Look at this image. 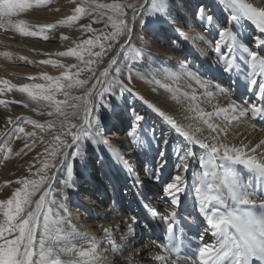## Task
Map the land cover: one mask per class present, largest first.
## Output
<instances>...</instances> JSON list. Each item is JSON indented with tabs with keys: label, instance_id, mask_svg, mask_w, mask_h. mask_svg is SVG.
Masks as SVG:
<instances>
[{
	"label": "snow or ice",
	"instance_id": "6c2138e0",
	"mask_svg": "<svg viewBox=\"0 0 264 264\" xmlns=\"http://www.w3.org/2000/svg\"><path fill=\"white\" fill-rule=\"evenodd\" d=\"M45 3L47 0H36L35 6ZM31 7L29 0H0V27L14 26L21 35L36 37L38 32L23 27L24 20L12 19ZM185 11L191 12L209 36L204 43L214 52L216 60L208 71L227 74L236 88L244 90L247 99L237 101L230 97L226 106L213 104L218 95H229L228 91L183 62L174 72L141 71L148 67L142 51L147 40L141 37V47L133 45L135 24L139 22L142 29L171 26L179 32L180 21L187 24L182 15ZM92 13L96 14L93 20L96 24L107 17L104 27L80 25L82 32L93 35L56 53L75 57L78 64L67 67L60 64L65 71L57 77L41 74L40 78L49 82L46 84L18 86L0 79V94L13 89L26 93L35 105L33 112L49 109L47 116L51 117L43 123L30 117L15 120L8 117L7 125L11 127L6 125L0 130L3 161L13 155H27L24 150L31 152L37 142L43 144V151L35 157L40 166L34 172L30 166L28 177L14 181L20 186L7 198L0 199V264H101L99 241L78 230L67 214L66 200L70 197L66 190L77 194L79 174L92 166L89 142L107 148L117 170L124 175L119 188L125 195L139 197L129 205L130 215L115 229L103 227L105 242L114 254L111 264H135V257L143 255L129 251L127 257L117 258L135 243L141 222L150 230L164 226L163 239L152 241L159 249L151 256L152 264H264V151H261L264 139L255 145L228 143L226 139L228 127L234 122L249 115L253 120L264 121V6H254L249 0H211L210 4L204 0H113L111 3L80 0L73 14L57 23L71 26ZM249 25L255 30H250ZM54 27L55 24L40 25L41 32ZM200 39L203 41V37ZM105 57L108 59L103 66ZM69 68L75 71L69 72ZM147 76L151 78L146 79ZM135 79L154 85L153 92L162 88L171 93V99L182 106L187 123L178 122L157 103L145 98L135 88ZM74 89L81 94L73 95ZM58 95L63 99H57ZM129 99L142 102L182 138L173 148L175 163L170 167L168 136L162 132L157 135L155 127H146V114L131 112L127 136L145 159L143 171L147 181L141 179L139 168L129 158L103 138L104 130ZM0 104L7 106L4 100ZM203 105H211L212 110L206 111ZM24 107L28 108L29 104L24 103ZM221 117L222 122L217 123ZM21 120L22 124L17 123ZM23 125L47 133L48 138L38 136L35 130L26 131ZM251 127L255 129L256 124ZM21 138L25 139L23 148L14 152L11 145ZM192 161L199 163L201 171L193 169V179L189 182L187 173ZM95 163L101 169L107 166L103 152ZM148 181L162 189L163 203L167 205L163 211L147 200L144 189ZM109 182L113 191H118L111 176ZM12 183L4 181L5 185ZM190 199L192 212L188 215L192 216L193 224L206 222L207 227L193 237L197 241L196 250L188 253L183 229L191 225L185 224L181 213L188 212ZM121 224L126 227L122 229ZM113 231L120 232L119 243L113 238ZM209 233L211 242L207 238Z\"/></svg>",
	"mask_w": 264,
	"mask_h": 264
},
{
	"label": "bare ground",
	"instance_id": "6f19581e",
	"mask_svg": "<svg viewBox=\"0 0 264 264\" xmlns=\"http://www.w3.org/2000/svg\"><path fill=\"white\" fill-rule=\"evenodd\" d=\"M71 1L72 0H47V3L40 7H36V0H29V2L33 4V7L27 9L25 12L18 13L17 16L12 19L14 21L24 20L25 25H23V27L28 31L38 32L39 34L36 37L21 35L14 26L0 27V79H7L18 86L33 83L46 84L49 82L41 79V74L46 73L49 76L57 77L65 71V68L59 66L60 64L66 67L70 64H78L75 57H61L56 55L58 52L66 51L69 47H74L81 39L89 37L87 33L82 32L80 24H78L77 21L73 22L71 26H64L57 23L59 20L73 14L76 3H74L75 0ZM111 2H113V0L107 1V3ZM178 2H182V0H178ZM204 2L210 4L211 0H204ZM249 2H252L254 6H264L261 5V0H249ZM182 15L187 20V24H185L184 20H181V30L179 32L171 26L142 29L139 22L135 24V35L132 38L133 45L141 47V37H145L147 40V44L142 46V51L144 63H146L148 67L142 68L141 71L156 72L160 69H164L165 71L174 72L177 71L180 62H183L189 65L194 71L199 69L205 74L206 78H211V82L214 85L219 84L228 91L229 95H218L212 101L213 104L219 103L220 106H226L230 97H234L237 101L247 99V94L244 93L243 89L236 88L235 85L226 81L227 77H229L227 74L222 71H208L213 63V58H210L209 55L212 56V54H214L210 47L204 43V41L209 40V36L204 32L198 21L190 12L185 11ZM106 21L107 17L104 18L103 22L96 25L98 26L97 29L103 28ZM46 24H55L56 27L53 29H44L43 32H41L40 25ZM96 26L94 28H96ZM249 28L252 31L255 30L252 25H249ZM44 36H46L47 39L42 38ZM62 37H67V39H63ZM200 37H203V41ZM249 43L251 44V41H249ZM5 52L9 53V55H2V53ZM21 57L25 59H21ZM43 60L58 61L59 63L56 65L43 64L41 63ZM106 63L107 60H104L103 66H106ZM68 71L73 72L75 69L69 68ZM28 77H33L34 79L29 80ZM150 78V76L146 77V79ZM134 85L145 98L157 103L162 110L173 115L178 122L187 123L183 119L184 113L182 112V106L171 99V93H168L162 88H157V90L153 92L152 88L154 85L148 84L146 81H141L140 79H135ZM175 86L176 85H173V87ZM193 87H196L194 83ZM234 88L236 89L235 91H233ZM79 93V90H72L73 95ZM57 99H63V96L58 95ZM0 100L7 102V106L0 104V130H3L7 125L8 117L14 120L16 117H30L41 123H43L45 119H51V117L47 116V111L49 109H40L37 112L31 110L35 105L28 99L26 93H20L13 89L11 92L6 91L0 94ZM13 101H15V103H13ZM24 103H28L29 107L25 108ZM203 107L206 111L212 110L211 105H203ZM133 110L146 114V127H155L158 132L157 135L162 132L168 136L170 143L167 148V155L168 163L171 167V165L174 164L173 160H175L173 154V148L175 147L174 141L182 140V138L178 137L167 125L161 123V118L158 117L157 114L152 113L151 110H148L140 101L129 99L128 103L124 105L123 109L118 112L110 122L111 125H114L115 131L111 136L109 135L107 137L104 136L103 132V138L107 139L113 148L118 150L126 158H129L130 162L138 167L140 158L142 159L144 157H141V154L136 151L130 142L131 140H128L127 135L122 137V134L121 136L118 134L122 132L124 128H126L127 131L129 130L132 120L131 112ZM40 112L44 114L41 115ZM222 120L223 118L221 117L220 120L216 122L221 123ZM17 123L22 124V120L17 121ZM253 123L256 124L255 129L251 127ZM7 126L9 128L11 127V125ZM23 126H25L26 131L35 130L38 136H44L45 139H47L44 133H40L38 129H33L31 125ZM205 134L207 133L205 132ZM226 139L228 143L240 144L243 142L255 145L260 139H264V121L253 120L249 115L239 122H234L228 127ZM24 143V138L14 140L11 145L14 152L23 148ZM155 147L156 145L153 144V148ZM161 147L163 146L161 145ZM89 148L92 166L87 172L79 174L80 183L78 185L79 191L77 194H73V190L71 189L66 190L70 197L66 200L68 209L67 214L76 224L78 230L87 232L90 236H95L99 241L101 264H111L114 254L105 242L103 227H112L115 229L118 223L123 221L126 216L130 215L128 210L129 205L134 200H138L139 197L132 194L125 195L123 189L119 188V185L124 183V175L117 170V166L115 162L111 160L110 153L105 146L92 145L91 142H89ZM24 151L28 154L24 155L22 153L19 157L13 155L8 161H3L2 154H0V187H5L7 189L5 198L11 195L12 190L20 186L14 183L16 179L29 176L30 166L33 172L40 166L35 157L37 153L43 151V144L37 142L36 147L33 148L31 152H29L28 149ZM261 151H264V149H261ZM101 152H103L107 164L103 169H101L99 164H97L98 168L95 165V161ZM138 154H140V157ZM193 169L196 172L201 171L198 162L192 161L187 173L189 182L193 179ZM109 176L112 177V183L117 185L118 191H113V187L109 182ZM141 176V179L147 181V177L144 175ZM4 181H13V183L5 185ZM84 182L86 184L82 185ZM156 188L157 186L153 185L151 181H148L144 193L147 200L151 201L153 205H156L163 211L167 205L163 203V195L157 196L158 189ZM1 191L2 190H0V192ZM132 191L135 193L136 189ZM194 196L195 192L193 189V198ZM109 198L110 202L108 203ZM191 209L192 200L190 199L188 203V212L181 213V219L185 221V224L191 225V227L185 226L183 229V232L186 234L183 237L185 239V250L188 253L196 250L197 241L193 240V237L198 236L199 232L207 227L205 223L200 225L193 224L192 216L188 215ZM77 216H80L78 217L79 219L75 218ZM124 227H126V225L121 224V228L123 229ZM163 227V225H160L155 230H150L144 228L143 222H141L136 232L135 243L117 258L123 259L127 257L129 251L134 253L142 252V256L135 257V264H152V254L159 252V249L152 244V241L156 240L159 242L163 239ZM176 231L178 235L181 234L179 222ZM112 235L117 243H119L120 232L113 231ZM207 238L208 242H211L210 233ZM64 258L68 259V257Z\"/></svg>",
	"mask_w": 264,
	"mask_h": 264
},
{
	"label": "rangeland",
	"instance_id": "374dc122",
	"mask_svg": "<svg viewBox=\"0 0 264 264\" xmlns=\"http://www.w3.org/2000/svg\"><path fill=\"white\" fill-rule=\"evenodd\" d=\"M62 1H66V0H62ZM67 1H70V0H67ZM72 1H74V0H72ZM71 1V2H72ZM75 1H77V2H75ZM74 1V3H76V5L78 4V2L80 3V0L78 1V0H75ZM107 1L108 0H99V2H103V3H107ZM191 13V12H190ZM95 13H92V15L91 16H82V18L80 19V21L78 20L77 22H78V24H80V25H82V24H88V23H90V24H92V27L94 28L96 25H98V24H96V23H94L93 22V20H94V17H95ZM104 18H106V16L104 17ZM83 20V21H82ZM90 20V21H89ZM89 21V22H88ZM104 21V20H103ZM102 21V22H103ZM96 28H98V26H96ZM88 35H89V37L91 36V35H93L92 33H87ZM96 50V49H95ZM210 56V58H213V61L214 60H216V56L214 55V54H212V56L211 55H209ZM108 59V57H105L104 58V60H107ZM18 66H21V65H18ZM224 77V76H223ZM227 82H230V84L232 83L231 81H230V79H229V77H227V80H226ZM79 94H81V93H79ZM78 95V94H77ZM47 119H45L44 121H46ZM75 122V121H74ZM77 122V121H76ZM115 131V129H114V125H109L105 130H104V136L105 137H107V136H111L112 134H113V132ZM127 130H126V128H124L123 129V131L122 132H120V133H118L120 136H121V134H122V137H124V136H126L127 135ZM158 133V132H157ZM45 134V136H46V138H48V134L47 133H44ZM160 134V133H159ZM158 134V135H159ZM176 137V136H175ZM128 140L130 141V138L128 137ZM180 140H176V141H174V144L176 145V143H178ZM28 142H31V141H28ZM131 142V141H130ZM136 155H137V152H136ZM138 156L140 157V154H138ZM141 157H143L142 155H141ZM173 163H175V160H173ZM144 164H145V159L144 158H140V164H138V168H139V170H140V176L141 175H144V171H143V168H144ZM95 165H96V167L98 166L96 163H95ZM98 168V167H97ZM25 176H27V175H25ZM142 177V176H141ZM86 183L84 182V183H82V185H85ZM156 189H158V191H157V196H161V195H163V193H162V189L159 187V186H157V188ZM0 190H2L1 192H0V199H4L5 197H6V195H7V189L5 188V187H0ZM3 195V196H2ZM10 196V195H9ZM110 202V198L108 199V203ZM78 217H80V216H77V217H75L76 219L78 218ZM79 219V218H78ZM205 225H206V223H205Z\"/></svg>",
	"mask_w": 264,
	"mask_h": 264
}]
</instances>
